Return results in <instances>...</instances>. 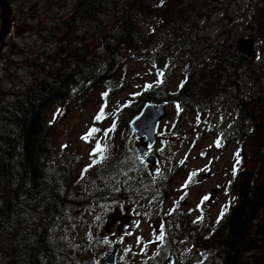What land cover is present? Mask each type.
Masks as SVG:
<instances>
[{
  "label": "trees",
  "instance_id": "trees-1",
  "mask_svg": "<svg viewBox=\"0 0 264 264\" xmlns=\"http://www.w3.org/2000/svg\"><path fill=\"white\" fill-rule=\"evenodd\" d=\"M150 1L93 3V13L83 14L87 30L97 32L106 29L98 25L104 20L114 21L110 31H101L104 40L96 54L88 57L91 46L77 41L73 50L59 45L50 54L47 76L20 82L0 104V264H101L108 245L95 237L84 240L78 229L84 224L86 230L94 209L129 204L162 223L163 240L142 241L148 251L155 250L145 264H159L170 254L177 264H264V61L238 51L234 25L206 34L216 15L230 19L231 1L158 0L160 6ZM247 14L245 31L262 56L264 0L251 1ZM151 18L157 24L143 30ZM129 61L153 66L155 84L133 86L144 79L130 71ZM178 68L183 78L174 92L171 80ZM127 88L131 94L114 114L109 104ZM96 92H101L104 119L110 128L115 125L107 136L101 129L91 141L83 139L92 151L97 143L107 145L100 163L92 151L86 158L60 144L56 129L72 107ZM148 103L174 109L150 151L163 161L156 175L138 155L131 128ZM218 109L228 117L217 127ZM192 115L206 136L216 135L217 150L237 146L224 188L227 201L216 217L206 200L196 216L191 210L180 213L179 203H172L181 177L184 190L192 187L187 166L175 169L177 145L189 142L181 131ZM202 136L195 135L192 150Z\"/></svg>",
  "mask_w": 264,
  "mask_h": 264
},
{
  "label": "rangeland",
  "instance_id": "rangeland-1",
  "mask_svg": "<svg viewBox=\"0 0 264 264\" xmlns=\"http://www.w3.org/2000/svg\"><path fill=\"white\" fill-rule=\"evenodd\" d=\"M230 1V19L222 20V14L216 15L215 19L209 23L208 31L206 34L213 36V34H216L218 29L222 28V26H226L228 23L234 25V27L237 29L239 33L237 40L241 37L249 39L250 37H248V33L244 28V24L248 16L247 6L251 1L259 2L261 0H221V2L224 4H228L230 3ZM149 3L152 6L161 5L159 4L158 0H151ZM154 24H157V21L151 18L145 25H143L142 29L148 31L151 25ZM98 25H102V27L106 29H102L96 32L93 30V28H91L87 30L85 36L82 37L85 40V45L91 46L88 57L96 54L99 44L103 40V37L100 38V36L102 35L101 31H110L113 28L114 21L110 22L104 20L102 24ZM83 33H79L77 35H83ZM77 35L76 33L74 34V43H69L72 50L76 47ZM55 36L58 37H54L49 42L44 41V45L47 47V49H45L44 45H42L41 43L38 49L31 47V45H27L26 47H30V49L26 51L29 55H25L23 52L21 56L16 57L17 61H13L12 63V69L15 72L17 71V73H20L21 76L19 77L18 74L13 72V77L0 78L1 89L2 87L6 88V90H10L11 94L14 89L16 90V86L19 85L22 81L30 83L32 81H35L36 78L42 79L41 76L46 77L48 74V62H51L54 59L53 57H50V54L53 53L54 49L56 48V38L60 37L59 35ZM32 38L33 36L31 37V40H33ZM53 42H55V48L50 51V49L48 48L52 46ZM88 48L85 47V49ZM37 50L39 55L35 56ZM254 59L258 62L260 61V59L261 61H264V55L259 56L258 53ZM36 62H38V64ZM129 68L130 71L137 75H141L144 79L142 81H134L133 86L140 87L143 82L149 85L155 84L156 76L155 74H153L155 71L153 66L149 64L142 65L134 61H129ZM18 69H20L21 71H18ZM31 70H33V72L30 74ZM182 78V70L180 68L174 69V75L171 80L172 91H177ZM130 92V88L122 90L110 102L109 108H113L116 102L119 107L121 103L125 102L126 97L130 96ZM100 93L101 92H96L95 94H92L87 100H84L83 103L72 107L71 110L65 115L64 119H62L60 123H57L56 129L58 131V141L60 142V144H68L71 149H79L83 154H86L88 156L91 147L88 146V144L82 139V137L85 136L89 129L93 127L106 130L111 127V122L108 119H103L101 121H96L94 119L95 116L99 113L100 109L104 107L101 104L102 101L100 100ZM3 100L5 99L1 98L0 104L3 102ZM53 111L54 110L51 111V114ZM170 114H174V109L172 106L168 107V115ZM227 117V114L224 115L222 113V110L218 109L213 117L216 126H220L222 119ZM200 126V120L196 118V115H192V117L184 124L182 128L181 133L185 136H189L187 138L189 142L183 145H177L176 148L178 153L175 169L179 168L180 166H187L186 174L190 173V182L192 187L188 190H184L185 180L184 177H181L177 181V188L179 189L178 196L176 195V198L172 201V203H179V212L181 210V212L191 210L192 212L194 211V216H196L197 213L195 210L197 206L203 200H206L207 204L210 205V211L212 215L216 217L221 207L224 206L227 201V195L224 192V188L227 181V172L230 171L233 165L232 157L237 146L235 144H231L227 146V148L223 151L217 150L215 145V141L217 140L216 135L210 134L209 136H206V129L203 131V128L200 129ZM197 133L203 136L201 137L200 143L197 144V149L192 150L191 143ZM100 134L101 133H96L95 135ZM135 144L136 146L138 145V140L136 139V137ZM204 153H207V155L203 156ZM162 164L163 161H159L158 167L160 166L161 168ZM165 165L168 167L172 166L169 162H166ZM163 168L166 169V167ZM207 173H211V177L208 179L204 178V175H206ZM214 190L216 191L215 196H213ZM205 197H207L208 199H205ZM115 208H122L124 211L127 209L126 212H123L125 220L127 219V224L125 226L115 224V226L112 228L113 235H116L118 232H120L119 230L124 231H122L124 235L118 243V245H120V248H122L123 246L125 247L122 252H120L119 264H124L125 262H127V264L132 262L135 264H145L146 261L150 260L155 250L148 251L147 248L142 245V241H145L147 243L152 242V245L156 244L157 236L160 234L162 229V223L160 219L158 217H154L151 214L143 213V211H138L136 208L134 209V206H132L131 204L119 205L117 207L115 206ZM108 209H110L108 205L104 206V208L94 209V215H87L86 230H84V227L82 226L80 229H78V232L81 234V238L84 237V240L87 239L90 241V238L95 237L96 239H98V241L100 240L101 243H103L104 241L105 244L108 245L107 252L109 253L112 243L109 239V234L105 231V225H103V221H101L100 223L101 218L108 213ZM154 224H157V229L154 228ZM101 227H103L102 230ZM86 234L88 235V237L86 236ZM133 254L135 255V258H133ZM84 255L87 254L85 253ZM96 258L97 257H94L95 260ZM103 259L101 264H104Z\"/></svg>",
  "mask_w": 264,
  "mask_h": 264
},
{
  "label": "flooded vegetation",
  "instance_id": "flooded-vegetation-1",
  "mask_svg": "<svg viewBox=\"0 0 264 264\" xmlns=\"http://www.w3.org/2000/svg\"><path fill=\"white\" fill-rule=\"evenodd\" d=\"M106 1L108 0H0V78L13 77V72L21 76L12 69V63L16 62V57L21 56L23 52L29 55L26 51L30 47H26L27 45L38 49L40 43L44 45V41L49 42L54 37H58L55 35H59L60 37L56 38V48L53 42L48 49L52 51L60 47L59 45L67 44L71 48L69 43H74V34L83 32V35H77L76 41L85 44L82 37L85 36L89 23L83 20V14L93 13L91 9L93 3ZM119 1L122 2V0ZM75 23H77L76 26ZM32 36L33 40H31ZM44 48L47 49L45 45ZM36 55H39L38 50ZM18 71L21 70L18 69ZM32 72L33 70L30 74ZM8 96H10V90L0 87V97L6 100ZM119 231L116 235L114 234L115 236L113 235L115 239L111 242L110 249L122 239L124 231ZM124 248V246L121 248V252Z\"/></svg>",
  "mask_w": 264,
  "mask_h": 264
},
{
  "label": "water",
  "instance_id": "water-1",
  "mask_svg": "<svg viewBox=\"0 0 264 264\" xmlns=\"http://www.w3.org/2000/svg\"><path fill=\"white\" fill-rule=\"evenodd\" d=\"M212 2H219L220 0H209ZM238 51L247 57H255V40L240 38L237 42ZM168 106L166 104H160L156 106L155 104L148 103L144 106L142 111L138 116H136L131 122L132 132L137 136L139 140L137 145V152L142 160V162L150 164V170L152 175H156L159 171L158 161L159 158L155 154L147 155V151L152 149L159 140V129L161 123L165 120L168 115ZM211 173L204 175V178H210ZM216 191H213V196H215ZM119 218V212H116ZM110 219V220H109ZM107 221L105 230L107 233H111L112 227L116 224L114 220V214L109 217ZM113 219V220H112ZM124 221L125 219L122 218ZM154 228L157 229V224H154ZM110 239L113 240L114 237L111 235ZM120 252V245L115 244L113 249L109 254L105 256V264H118V256ZM174 256L169 255L168 258L161 262L160 264H174Z\"/></svg>",
  "mask_w": 264,
  "mask_h": 264
},
{
  "label": "snow or ice",
  "instance_id": "snow-or-ice-1",
  "mask_svg": "<svg viewBox=\"0 0 264 264\" xmlns=\"http://www.w3.org/2000/svg\"><path fill=\"white\" fill-rule=\"evenodd\" d=\"M148 87H151V85H149ZM181 87H183V85H181ZM105 95H107L105 93ZM177 110H180V105L177 104L176 105ZM105 118V112H104V107H102L99 111V113L95 116V120L96 121H101ZM115 129V125H113L112 128H109L105 131V136H107L108 133H110L111 131H113ZM101 129L98 128H91L89 129V131L86 133V135L84 137H82V139L89 141L91 137H93L96 133L100 132ZM219 144V142H217ZM107 150V145H103L101 143H97L95 148L93 149L91 155L93 156H99V159L96 160V163H100L105 157L103 155V153ZM237 157H239V153L236 154ZM239 163V160L237 161ZM87 171V169L85 170ZM234 171H236V169H234ZM205 199H208L207 197H205ZM224 213H221V219L223 218ZM164 236H163V231L161 230L160 234L157 236V240H163Z\"/></svg>",
  "mask_w": 264,
  "mask_h": 264
},
{
  "label": "bare ground",
  "instance_id": "bare-ground-1",
  "mask_svg": "<svg viewBox=\"0 0 264 264\" xmlns=\"http://www.w3.org/2000/svg\"><path fill=\"white\" fill-rule=\"evenodd\" d=\"M93 2V1H92ZM113 12V11H112ZM105 14H107L106 12H105ZM47 16V15H46ZM45 16V17H46ZM50 17H52V16H50ZM49 17V18H50ZM40 18V17H39ZM48 18V17H47ZM90 18V17H89ZM34 19V18H33ZM41 19H42V17H41ZM40 20V19H39ZM91 20V19H90ZM99 20V19H98ZM23 21V20H22ZM99 22H100V20H99ZM114 39V38H113ZM55 53V52H54ZM60 59V58H59ZM34 83H35V81H34ZM35 85V84H34ZM103 99V98H102ZM57 114V113H56ZM61 121V120H60ZM56 125V124H55ZM95 139H97V138H95ZM89 141H91V140H89ZM101 141V140H100ZM93 142V141H92ZM94 143V142H93ZM88 146H90L89 144H88ZM91 147V150H90V153H91V151H92V146H90ZM89 153V154H90ZM85 155V157L87 158L88 156L86 155V154H84ZM92 162V161H91ZM145 163V162H144ZM80 166V165H79ZM82 171H84V170H82ZM177 186V185H176ZM176 188V187H175ZM137 205V204H136ZM104 206L105 205H103V207H100V208H104ZM110 207V206H109ZM117 207V206H116ZM99 208V209H100ZM134 209H135V207H134ZM145 209V208H144ZM143 209V210H144ZM127 210V209H126ZM126 210L124 211L122 208H113V209H108V213L107 214H105L102 218H101V220H100V223H101V221H103V225H105L106 226V223H107V221H109L110 219H109V217L111 216V215H113L114 214V220H116V224H119V225H122V226H125L127 223V219L126 220H122V218H124L125 219V217H124V214H123V212H126ZM192 210H194V209H192ZM148 211V210H147ZM158 211V210H157ZM162 211V210H161ZM182 211V210H181ZM180 211V213H183V212H181ZM116 212H119V218L117 217V215H116ZM150 212V211H149ZM186 212H187V210H186ZM188 212H189V210H188ZM194 212V211H193ZM130 213V212H129ZM132 213V212H131ZM142 213V212H141ZM145 213V212H144ZM83 214V213H82ZM91 215H94L95 214V210H93L91 213H90ZM152 214H154V213H152ZM89 215V214H88ZM187 215V214H186ZM185 215V216H186ZM189 216V215H188ZM211 216V215H210ZM89 218V217H88ZM109 219V220H108ZM113 220V219H112ZM81 225H83V227H85L84 226V224H81ZM78 226H80V225H78ZM115 226V224L113 225V227ZM112 227V228H113ZM77 228V227H76ZM87 228V227H86ZM124 229V228H123ZM79 231V230H78ZM106 231V230H105ZM68 232V231H67ZM90 233V232H89ZM107 233V232H106ZM111 233H112V230H111ZM111 233H108L109 234V239H110V235H111ZM86 236L88 237V235L86 234ZM110 241L112 242V240L110 239ZM104 242V241H103ZM115 244H118V243H115ZM114 244V245H115ZM103 245V244H102ZM105 245V244H104ZM73 246V245H72ZM85 246V245H84ZM114 247V246H113ZM83 249V248H82ZM89 249V248H88ZM99 249V248H98ZM113 248H111V250H112ZM111 250H110V252H111ZM77 251V250H76ZM109 252V253H110ZM120 252H121V248H120ZM120 252H119V256H120ZM84 253V252H83ZM101 253V252H100ZM108 253V254H109ZM171 255H173L174 256V258H175V255L174 254H171ZM119 256H118V259H119ZM84 257V256H83ZM82 257V258H83ZM90 258V257H89ZM168 258V256L167 257H165L163 260H161V262H163V261H165L166 259ZM104 259H105V256H104ZM104 259H103V263L105 264V262H104ZM5 261V260H4ZM97 261V260H96ZM87 262V261H86ZM94 263V262H93ZM97 264V263H96ZM118 264H119V260H118ZM159 264H160V262H159ZM174 264H177V260H176V258L174 259Z\"/></svg>",
  "mask_w": 264,
  "mask_h": 264
}]
</instances>
